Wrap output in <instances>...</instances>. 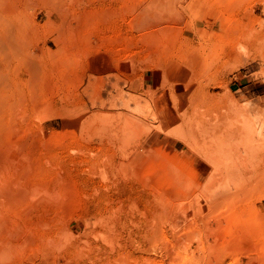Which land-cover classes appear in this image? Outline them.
I'll list each match as a JSON object with an SVG mask.
<instances>
[{"label":"rangeland","instance_id":"1","mask_svg":"<svg viewBox=\"0 0 264 264\" xmlns=\"http://www.w3.org/2000/svg\"><path fill=\"white\" fill-rule=\"evenodd\" d=\"M6 4L3 11L9 10L5 14L12 18L9 23L18 22L24 46L38 50L39 58V49L53 52L46 59L47 67L52 60L60 64L59 74L52 75V80L45 78L42 92L38 91L48 99L40 112L46 120L43 125L35 121L69 135L61 142L59 163L51 162V167L63 173L69 203L75 196L70 209L78 237L62 245L60 254L54 253L57 264H264V183L239 200L229 198L227 205L217 203L227 193L221 192L213 197L212 203L218 206L211 212L202 201L203 213L209 217L204 222L198 220L195 195H183L182 190L179 194L174 186L169 187L176 168L187 174L202 151H213L208 142L188 140L191 124L197 133L224 120L226 128L233 125L232 129L254 131L264 121V0H7ZM53 99L57 102L52 103ZM165 99L170 109H179L175 114L180 115L176 123L180 138L175 129H165V124L159 127L158 112ZM215 110L225 116L223 121ZM117 114L144 123L138 137L141 143L126 144L124 160L116 142L102 148L94 127L101 115H110L114 121ZM260 139L264 140V130ZM235 140L242 150L245 142ZM262 151L260 160H264ZM232 155L221 150L219 157ZM94 160L111 164L105 180L94 172L99 171ZM201 168L203 173L208 165L201 164ZM222 183L219 180L215 186ZM122 189L127 190L125 195L120 194ZM169 189L177 194L172 200L189 206L171 213L170 223L155 217L156 206L168 203ZM130 190L135 192L130 194ZM116 197L124 205L103 204ZM79 216L88 217L87 226L78 222ZM99 219L100 226L105 219L116 222L123 238L110 232L112 240L101 239L102 228H95ZM98 232L101 238L94 235Z\"/></svg>","mask_w":264,"mask_h":264},{"label":"bare ground","instance_id":"2","mask_svg":"<svg viewBox=\"0 0 264 264\" xmlns=\"http://www.w3.org/2000/svg\"><path fill=\"white\" fill-rule=\"evenodd\" d=\"M5 2L7 3V0H0V264H57L58 256H56V254L54 253H57L58 251H60L61 248H63L62 245L68 242H71V240L72 241L76 240V238L78 237L75 235L76 228H75V225L72 224V221L73 220L75 221V218L72 214V210L70 209L71 206H73L75 203L73 202L75 201L74 200L75 196L74 197L72 196L73 199L70 197L72 200H71V203H69V199H67L65 196V193L68 194L67 189H65V186L67 188L68 184L65 182V178L63 177L64 175L61 171H57L56 169L54 170L53 169L54 166L51 167L52 166L51 162L58 160L57 163H59V154L61 152L60 146L62 144L61 142H63V139H65L69 135L61 131L59 132L54 131L53 130L54 128L52 129L51 126L47 127V124L43 127L40 124H36V122H39L42 124L46 120L40 117V112L45 110L48 105V99H46V96L39 93V92H42L41 90L42 88L41 85H43L42 82L45 78H48V77L49 79L52 80V78H50L52 75H53L52 77L55 78V75H58L59 74L58 72H60V64H58L59 62L57 63L56 61H53L51 59L52 60L51 66L47 67L48 65L46 64V59L51 58V56L54 54L53 52L47 51L46 49H39V52L42 53L39 58L36 53L38 50H35V48L34 49L26 48L27 44H23L22 38L20 39V35H23V33L20 32L18 22H16L15 25L12 22H10L12 23L10 25L8 19H12V18L7 19L5 15L9 10L6 11V13L3 11V5L6 4ZM50 5L52 6L53 4H50ZM1 12L5 16L2 15ZM14 19H13V22H15ZM16 21H18V17ZM235 34L237 33H234V35ZM234 35L233 33L231 34V36H234ZM228 36H225V37H228ZM229 52L227 51V53ZM57 54H55L56 57H58ZM164 71H165V68H164ZM169 71H170V68H169ZM154 95L155 94L150 96L151 100L153 99ZM54 102H57L56 99H53L52 103ZM166 103H167V100L165 104ZM165 104H163V109H161V111L158 112L159 114L158 116L160 120L159 127L165 124L167 127V128L165 127V129H168V128L175 129L174 130L176 131L175 136L180 138L182 137V135L179 134L180 132H178V130L179 131L181 130L180 125L176 124L178 121L177 117L179 118L180 115L177 116L175 114L176 113L175 111H179V109H175V110L170 109L169 103H167L168 105L167 104L165 105ZM155 105L158 106L159 104L158 105L155 104ZM213 112L217 113L218 111L215 110ZM218 113L221 114L220 112ZM204 115H207V114H205L204 112ZM204 115H202V117H205ZM193 116H195V114ZM200 116H201V113H200ZM221 116H219L220 119L223 117L225 118V116H222V117ZM216 117H218L217 114H216ZM205 118L207 119V116ZM114 119H115L114 121H111L113 120V118L110 117V115H101L99 119V124H97V126L95 124L94 126L96 128V131L95 130L94 131L101 138V141H100L101 143L99 144L108 145V144H113L116 142L118 145V148L120 147L119 148L120 158L123 159V154H124L123 149L126 147L125 146L126 144L130 142H134V144L141 143L138 137L141 132V127H144V126H141V123L142 124L144 123L138 122L141 120L136 121L132 117L129 118L128 116H123L122 114H117L116 116H114ZM92 120H94V117ZM187 120H185V123ZM221 120L223 121V119ZM201 121L203 120L201 119ZM224 122H226V120H224L223 122L219 124L213 125V126L202 127V128L198 127L200 129L199 133L195 132L196 129L193 130L192 124L190 125L191 127L188 128V132H187L188 140L189 141H198V140L200 141L201 139L205 142H208L209 143L208 148H212L213 151H210L209 153H208L209 149L208 151L206 150L207 153H205L206 151L205 152L202 151L203 154L199 155L201 159L200 160L197 159L194 164L190 163L189 169L188 170L186 169L188 172L187 174L181 173L179 168H176L173 171V175H172L173 180L172 179H171L172 181L170 180L171 183L169 187L174 186V188L179 194L182 190L183 195H189V194L195 195L196 197L195 207H196V211L199 214L198 220L202 222H204L205 219H207L208 217L207 215H204L203 213L204 205L202 204V201L205 202V204L208 206L207 208L208 211L211 212L215 204L217 205V203H221V202L222 203L224 202L223 204H226V203L229 204V200H232V201L239 200V197L241 195H244L245 193H246L245 195H247L248 193L250 194L252 192V191L250 192V190H253L254 187L255 188L258 187L260 183L261 184L264 183V160L259 159V154L262 151V149H264V143L260 144V141L264 142V140L260 139V132L261 130H264V121H262L260 128L254 131L250 130L249 128H248L249 131L243 130V128L241 129V127L239 126L238 127L234 126V129H232L233 125L231 126L230 124H229L230 125L229 128H226L223 125ZM234 125H237V124H234ZM250 133L253 134L252 138H250ZM236 138H240L242 142L243 141L245 142L244 147H242V150L240 149V146L237 143L238 140L237 141L235 140ZM202 144L203 142L201 143V145ZM102 148L107 149L106 145H103ZM203 148L205 150V146ZM218 150H220V152L221 150L232 151L234 155H232L230 159H225V158L223 159L222 157H219L220 152L217 155L216 151L218 152ZM228 155L229 154H226V158H228L227 157ZM221 156H222V153H221ZM107 158H109V156ZM94 161H95V164H97V166L99 167V171L98 172L94 170L93 171L96 172L97 175L101 176L102 180L103 179L105 180V177L107 176L106 169L108 166H111V164L105 161L104 162L96 161V160ZM204 163L208 165V168L205 170V172L202 173L200 172V170L202 169L201 164L203 166ZM69 167L70 166H68V168ZM71 169L72 171H74L73 166ZM95 169L97 170V167ZM219 180L223 181L222 185L215 186L217 181ZM228 183H230V185ZM262 185H261V188L264 187ZM252 187L253 189H251ZM73 190L74 192L72 191V194L75 195V187ZM122 190L124 192H120V194L123 193V195H125L124 193L127 190L126 189H122ZM256 190L258 189L256 188ZM168 191H169L167 194L168 199H169L168 203L166 205H162L161 203L160 206L157 204L159 207H161L160 209L158 206L155 205V203H154V206L158 208L156 210V214L157 213L158 214L155 215V217L156 218L158 217V218L157 219L155 218V219L159 220V216H160L161 218H166L167 219L166 221H169L168 223H170L171 218L173 220V217H174V216H171L172 215L171 213L176 214V212L180 209H183L186 211L189 208V206L185 202L181 203V202H176L172 200L174 197L177 196V194L172 189H169ZM223 191L227 192V193L222 194L223 199L221 198V201L217 203H214V202L212 203L213 197L219 196L220 193ZM134 192L135 191L132 190L130 194L131 193L133 194ZM260 195H262V193ZM163 196H160L161 199ZM116 198L117 200L110 199L111 201L109 203L106 201L107 203L104 202L103 204H107L109 206L112 204H115V205L123 204L121 199H119V197H116ZM223 204L221 206H224ZM97 205L101 206L100 202ZM115 205L113 206L115 207ZM230 206H232L231 203H230ZM87 211L85 212L87 213ZM96 211L98 210L96 209ZM95 215H93V217ZM115 217L119 218L120 216L116 215ZM87 218H88L87 216H79L77 220L80 224L84 223L85 224L84 226H87L88 225L87 224L88 222L86 221ZM108 219H111V218H108ZM98 222L100 224L98 223L99 225L95 226V228L96 227L102 228L103 230L102 234H104V237L101 238L102 236L100 235L101 233L99 234V232L97 234L93 233L94 235H97L101 239H104L108 236L107 234H110L111 232L112 235L116 234L120 238H123L122 234L124 233L122 231V228L121 229L117 228V225L116 226L114 225L116 224V222L111 223L110 221L108 223L105 219L102 221V224H103L102 226H100L101 225L100 219L98 220ZM165 223L167 224V222ZM93 224L95 225V223ZM132 224H135V226L137 225L134 222ZM92 227H93L92 230L95 229L94 226ZM108 237L110 239L112 236L110 237L109 235ZM106 240L104 241L106 242ZM109 242L111 243V241ZM67 245H69V243ZM111 247L115 249L114 246H111ZM58 254H60V252H58ZM170 254L172 255V253ZM28 255H33V256H28ZM33 258H35L34 259L35 261L33 260ZM17 259L19 260L17 261ZM119 259L120 258H118V260Z\"/></svg>","mask_w":264,"mask_h":264}]
</instances>
